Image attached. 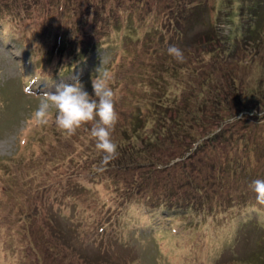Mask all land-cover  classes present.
I'll list each match as a JSON object with an SVG mask.
<instances>
[{
  "label": "rangeland",
  "instance_id": "obj_1",
  "mask_svg": "<svg viewBox=\"0 0 264 264\" xmlns=\"http://www.w3.org/2000/svg\"><path fill=\"white\" fill-rule=\"evenodd\" d=\"M34 1L27 5L24 0H8L6 7V0L2 1L13 16L0 20V264H30V259H36L33 252L39 248L29 241V235L41 227L48 244L47 264H257L264 254V222L251 211L261 206L256 204L249 184L264 180V150L255 156L251 151L245 159L243 148L264 133V110L258 107L264 106V100L256 106L259 114H254V107L247 115H222L214 122L234 120L236 136L249 130L242 141L241 137L229 136L220 145L218 141H206L205 136L203 146L193 138H197V130L211 112L199 114L205 118L197 127L188 114L185 118L190 124L181 128L174 116L169 119L174 112L163 119L160 112L164 108H155V101L167 105L181 101L194 106L213 98L219 87L224 93L227 79L235 74L242 77L243 85L237 83L240 87L250 83L264 91V48L256 52L255 47H244L245 51L222 63L217 76L212 72V81L208 78L202 84H191L187 77L181 84L172 70L161 69L162 63H174L167 49L177 43V38L165 18L172 0H137L132 10L128 9L129 0H81L85 4L82 12L76 8L72 13L61 11L52 0ZM145 5L149 8L143 13ZM112 11L119 15L121 27H111L114 21L107 26L105 19L102 23L106 27H100L98 21ZM124 11L131 16L129 28H125ZM220 20L217 17L215 27L229 34L231 23ZM196 29L199 26L194 25ZM59 31L70 41L74 39L75 49L55 52ZM99 40L100 44L95 43ZM159 40L163 43L160 48L156 47ZM85 44L91 55L80 63L74 57ZM99 67L112 76L110 87L118 114L112 139L119 154L126 145L135 149L141 145L137 139L125 138V134L135 132L132 120L138 112L145 125L137 130H145L151 141L156 139L149 144L150 158L144 156L137 161L140 165L120 170L125 181L103 172L111 169L115 174L116 168L107 166L98 171L101 156L90 137V123L68 136L56 128L54 110L47 125L37 126L32 120L39 94L55 91L61 83H74L78 78L91 95V78ZM66 68L70 70L59 73ZM156 74L160 77L152 82ZM215 79L221 82L216 84ZM25 80L30 91L41 86L38 91L42 92H23ZM162 85L167 87L166 92H162ZM245 98L251 101L249 96ZM163 121L166 129L159 126ZM212 123L207 128L213 127ZM156 124L160 129L154 137ZM195 145L192 156L184 159ZM239 160L253 165L245 176L225 173L223 188L219 180L209 181V191L195 188L207 182L208 175L211 177L212 168L204 169L206 163L234 167ZM40 165L49 167V175L40 178ZM200 166L201 171L197 169ZM146 177L148 184L146 180L138 184ZM164 179L175 180L182 184L181 191L192 193L195 209L173 213L145 205L156 200L151 186L162 188ZM222 189L223 200L215 206ZM79 225L83 227L77 228ZM41 254L44 256L43 251Z\"/></svg>",
  "mask_w": 264,
  "mask_h": 264
},
{
  "label": "trees",
  "instance_id": "obj_2",
  "mask_svg": "<svg viewBox=\"0 0 264 264\" xmlns=\"http://www.w3.org/2000/svg\"><path fill=\"white\" fill-rule=\"evenodd\" d=\"M3 0H0V20L5 19L7 15L13 16L12 11L5 8L7 6V1L5 3V7L3 6ZM137 0H129L128 9L135 8ZM172 0V3H170L167 6V12H165V18H168L173 26L174 36L177 38V43L175 42V45L179 47L187 58L184 60L183 63H178L176 60H174V63L171 66H167L165 63H162V68H165V72L173 71L175 75L177 74L181 79L179 80L181 84L182 82L186 81L187 77L189 78V82L193 81L191 84L201 83L208 79L209 81H212V76H217V71H221L222 69V63L229 62L232 60L234 55L242 50L245 51L244 47L247 48H253L255 47L256 52H259V50H263L264 48V0ZM24 2L27 3V5H30L31 3L35 2L34 0H24ZM83 2V1H82ZM81 2V0H52L53 5H56L59 7V9L65 12L70 10L71 13L77 8L79 11H81L82 7L85 5ZM146 3L152 1H145ZM124 9H127L126 7H123ZM149 7H147L148 9ZM146 5L144 6L143 13L147 10ZM209 10L211 13L209 14ZM82 12V11H81ZM126 12V11H124ZM136 13L140 14L141 11H137ZM221 19V22H224L226 19L227 21L231 23L229 34H225L222 31H220L218 28L215 27L216 20ZM18 17L14 18L16 20ZM95 18V17H94ZM96 19V18H95ZM107 21V26L111 24L112 21H114L113 27L114 29H118L121 27V20L117 13L115 12H109L102 20L100 19L98 23L100 24V27H106L103 26L102 21ZM126 21L125 28L131 27V16H129V13L126 12V15L124 17ZM237 20V21H236ZM1 22V21H0ZM219 22V21H218ZM3 24V23H2ZM194 25L199 26V29L193 30ZM133 27V26H132ZM243 27V29H242ZM162 34V33H161ZM160 34V36H161ZM161 38V37H160ZM241 40V41H240ZM101 40L95 41V43L100 44ZM75 42L74 39L70 41V39H67L62 34L61 31L57 32L55 36V52L62 53L66 50L71 49L72 47L75 49L74 46ZM94 46V43L92 44ZM160 45H163L161 43V40H159L158 45L156 47L160 48ZM88 44H85L80 52H77L78 54L74 57L76 58L80 63L85 61L90 55V51H87ZM251 46V47H248ZM176 67V68H175ZM61 70L62 71H65ZM215 71V72H214ZM212 72H214L212 74ZM212 74V76H211ZM222 74H225L227 77V74L222 71ZM160 77L159 74H156L152 77V82L154 81V78ZM236 77H239V79H236ZM228 83L226 85L225 92L223 93V90L218 88V94L216 93L213 98L203 101V102H196L194 106L189 105L188 102L185 104L181 101L176 103L170 102L169 105L167 103H162L160 101H155V108H158L160 111L162 108L164 110L160 112V114H163V119L166 120L167 117L170 115V112H174L173 115L169 117L171 119L173 116L174 120L178 121L177 124L178 127H185L189 126L190 122H187V119L185 118L188 114H191L192 121H194L196 127L197 125H201L203 121L202 115L199 114H206L208 112H211V116L208 118V115L205 119L208 120L207 123L203 122V125H201V128L197 130V133L199 134L196 136L199 146H203L205 143H203V138L206 137V141H209L211 143H217V141L222 145L224 140L226 138H229L231 136L234 138H239V140L242 141V139L249 133V130L247 131H240L239 134L236 136L234 133V120L232 122L228 121L224 123L225 119L217 124L214 125V122L218 120V118H221L222 115H226V118L229 117H237V115H242L250 112L254 107L257 106L261 102V100H264V91L259 90L258 88H253L251 84H246L245 86L240 87L238 84L242 80L241 76L231 75L229 77ZM213 82L216 84H219L221 80L215 79ZM238 83V84H237ZM243 85V84H242ZM162 88V92H166L167 87H164L163 85L160 86ZM225 94L222 96L221 94ZM91 94H92V88H91ZM262 96H261V95ZM245 96H249L251 101L247 102L248 100L245 98ZM207 101V102H206ZM247 102L248 104L244 103ZM169 106L170 109L167 107ZM194 107V108H193ZM258 107H263L260 109L264 110V106L259 105ZM258 107H256L254 110L257 112H254V114H259ZM148 110L153 112V109L148 107ZM158 110V112H159ZM262 110V111H263ZM157 112V114H159ZM236 112L235 114H233ZM212 113L214 114L215 118H212ZM178 114V116H176ZM262 115V113H261ZM263 116V115H262ZM242 117V116H241ZM240 117V118H241ZM259 118V116H258ZM183 120H185L186 123H183ZM213 120V121H212ZM143 115H141L139 112L136 113L133 116L132 123L134 125L135 132L133 134L127 133L125 134V138L131 137L132 141H135L134 139H137L140 141V146H138L136 149L134 147H130L132 145H126L123 150L120 151V154L118 155L122 158H117L115 161L110 162L107 166L111 167L112 169H118V172L113 174V171L105 170L103 171L105 174L109 173L110 176L112 175L113 178L121 177L123 181H125L127 178L123 175H120V170L124 169L128 166H135L140 165L137 163L138 159L149 157L151 156L150 145L151 138L150 134H148L145 130H137L138 127H144ZM213 122V123H212ZM165 121L163 123H160L159 126H163L165 128ZM192 123V122H191ZM213 124V127L207 128L210 124ZM172 124V123H171ZM261 126V125H260ZM262 127V126H261ZM175 128V127H174ZM207 128V129H206ZM160 129V128H159ZM158 124L155 125L153 128L154 137L159 132ZM166 129V128H165ZM168 131H164L166 134ZM188 132V131H186ZM140 138V139H139ZM236 138V139H237ZM246 142V140H244ZM135 146V143H134ZM250 147H254V149H251ZM197 149V146L193 148V150L187 151L188 155L184 157L188 158L191 157L192 154ZM244 154H246L245 159L248 158L249 153L252 151L253 156H255L260 151L264 150V133L261 136V138L257 141H251L250 143H246L245 147L243 148ZM124 160V161H123ZM240 164H236L234 167H232L229 163H224L223 165H216L214 162L206 163V167L204 169L212 168V173L216 172L215 174L211 173V177L209 179V175L207 178V182H201L200 185H196L195 188L199 190H207L208 185L210 184L209 181L215 182L217 180L220 181L222 184H224V178L225 173H230L231 176H235V173L240 175L239 177L245 176L246 173H248V170L252 169V166H248L249 162H242L241 160ZM174 164V163H173ZM106 166V167H107ZM201 167H198L197 169L201 171ZM46 165H40L39 166V173L40 178H43L45 175H49L50 169H48ZM235 168L236 171H235ZM38 170V169H37ZM9 180L11 179V176L8 175ZM238 177V178H239ZM149 177H146L145 179H141L140 183L142 184L144 180H146V184H148ZM12 180V179H11ZM155 182V181H153ZM13 184V182H12ZM11 184V187H12ZM161 184L163 185L162 188L155 187L157 185H152L151 189L154 196H156V200L154 197V200L152 204H147L148 207H155V208H166L167 210H172L173 213L177 211H183V208L185 211L195 209V206H193V199L191 197V194L187 191H181L182 184L175 182V180H167L164 179L161 181ZM117 189V188H115ZM213 189V186L211 187ZM126 190H130L129 188ZM200 196L193 198L199 199ZM224 197L223 189L219 193V199L217 200L216 205H220ZM201 202L204 201L200 198ZM195 201V200H194ZM196 202V201H195ZM183 211V212H185ZM257 216V215H256ZM247 218V217H245ZM255 219V218H254ZM48 223L49 219L47 218ZM256 220V219H255ZM82 228L83 225L77 226V228ZM76 228V232H77ZM28 234V230H27ZM34 235V237H32ZM90 235V233H88ZM90 237V236H89ZM264 237V236H263ZM32 239V240H31ZM29 241H31L33 244H36V246L40 250V254H38V251L33 252L35 254L36 259H30V264H47V256L46 252L48 250V244H47V238L45 236V230L41 228H35L33 229L31 234L29 235ZM262 240H260L259 243H261ZM264 241V238H263ZM263 250H264V242L262 244ZM44 252V256L41 254V252ZM257 264H264V254L263 256L258 257ZM252 264V263H250Z\"/></svg>",
  "mask_w": 264,
  "mask_h": 264
},
{
  "label": "clouds",
  "instance_id": "obj_3",
  "mask_svg": "<svg viewBox=\"0 0 264 264\" xmlns=\"http://www.w3.org/2000/svg\"><path fill=\"white\" fill-rule=\"evenodd\" d=\"M167 52L178 63L184 62V53L176 45H170ZM111 80V74L99 67L96 69V76L91 78V95L76 78L74 83H61L56 86L55 91L39 94L40 102L32 113L34 124L44 126L49 124L54 110L56 128L68 136L74 135L77 129L90 123V137L101 156L98 171H103L119 155L118 145L112 139L118 114L115 110V93L110 87ZM249 189L255 194L256 204L261 206L253 207L251 211L264 222V180L252 181Z\"/></svg>",
  "mask_w": 264,
  "mask_h": 264
}]
</instances>
